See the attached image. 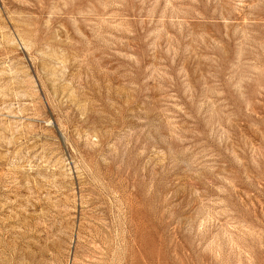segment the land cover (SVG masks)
<instances>
[{
  "label": "rangeland",
  "instance_id": "obj_1",
  "mask_svg": "<svg viewBox=\"0 0 264 264\" xmlns=\"http://www.w3.org/2000/svg\"><path fill=\"white\" fill-rule=\"evenodd\" d=\"M0 264H264V0H0Z\"/></svg>",
  "mask_w": 264,
  "mask_h": 264
}]
</instances>
